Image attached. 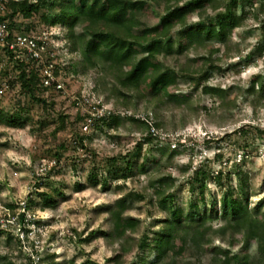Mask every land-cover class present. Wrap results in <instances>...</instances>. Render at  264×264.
Listing matches in <instances>:
<instances>
[{
	"label": "rangeland",
	"instance_id": "374dc122",
	"mask_svg": "<svg viewBox=\"0 0 264 264\" xmlns=\"http://www.w3.org/2000/svg\"><path fill=\"white\" fill-rule=\"evenodd\" d=\"M253 2L254 6L246 7L243 25L233 32L231 45L239 46L241 54L236 55L233 50L234 56L225 59L222 71H217L210 80L229 90L224 107L219 106L220 98L200 94L184 83L180 84L182 89L172 88L171 92L178 98L188 96L191 99L188 104L152 96L158 109L153 103L146 108L145 100H136L138 105L126 108L116 94L107 102L105 97L111 90L103 88L102 83L110 87L112 80H102L101 72L94 68L76 73L70 62L79 59L77 52L67 56L69 60L65 58L69 63L61 74L56 72V77L64 80L65 90L59 92L52 87L45 91L50 102L47 105L30 99L18 84L0 93L3 111L0 119V216L15 214L17 219L25 206V219H28L25 226L15 228V235L6 230L1 233L2 256L17 264L31 260L39 264L40 252H53L56 264H114L116 256L120 255L125 264H135L140 255L137 243L129 241L123 250L111 237L102 236L103 231L111 230L108 206L122 195L133 193L135 199L126 214L140 219V230H143L134 237L139 238L145 231L151 234L167 215L159 192L151 186L152 180L163 176L173 179L168 189L174 197L170 204L184 214L195 208L210 212L211 201L217 200L219 207L226 191L242 196L243 192L249 193L250 207L262 204L264 211V92H257V84L253 81L264 79V53L256 52L255 60L244 62L248 52L258 46L264 47V0ZM157 12L158 6L149 0L142 23L156 24ZM24 19L20 17L19 21ZM34 21L39 30L49 27L38 15ZM67 32L64 29L62 33ZM215 45L225 48L224 43L215 42ZM60 58L64 60L59 55L56 63ZM3 70L0 58V83ZM91 86H94L92 91L89 90ZM82 93L101 102L111 112V118L121 116L120 127L107 126L98 118L90 130H82V120L77 121L76 116L85 112L86 107L82 105L81 109L73 101V96ZM13 113L23 116L17 125H11L6 119ZM61 113L68 115L66 124L59 118ZM126 118L145 119L150 130L153 125L158 131V139L145 144L137 155L135 145L146 132ZM156 122H161V127H156ZM240 127L246 132L238 130ZM80 139L84 140V147L78 143ZM133 151L136 167L128 173L118 172L107 177L106 160ZM220 153L222 157L217 158ZM137 163H145L146 169L142 171ZM201 164L212 172V180L204 191L197 188L198 183H191ZM94 166L101 169L97 175L100 182L107 180L105 184H95L91 180ZM239 169L248 174L247 191L241 186ZM229 171L232 172L230 178L226 174ZM219 173L222 174L220 178ZM43 192L56 203L48 206ZM13 204V208L10 207ZM209 225L217 229L223 221L212 218L206 227ZM26 230H30L29 233ZM210 233L205 245L208 256H212L214 248H228L226 240L231 237L227 235L222 239L215 232ZM240 251H243L241 235L231 246L229 255ZM192 259V263L197 264L199 257ZM234 264H241V261L237 259Z\"/></svg>",
	"mask_w": 264,
	"mask_h": 264
},
{
	"label": "trees",
	"instance_id": "16d2710c",
	"mask_svg": "<svg viewBox=\"0 0 264 264\" xmlns=\"http://www.w3.org/2000/svg\"><path fill=\"white\" fill-rule=\"evenodd\" d=\"M148 1L11 0L7 16L11 20V28L24 32L39 30L35 25V15L48 22L50 36L56 40L50 37V55L47 57L55 61V58L61 55L64 59L62 61L60 58L57 63L55 61L56 72L62 71L66 63H69L66 61L69 60L71 53H79V59L70 62V67L76 73L79 71L86 73L94 68L101 72L102 80H112L113 84L110 87L107 83H102L103 88L113 91L106 95L107 102L116 94L122 106L126 108L138 105L139 101L136 100H145L146 108L151 103L156 107L152 96L188 104L191 100L188 96L178 98L171 92L172 88L182 89L180 84L184 83L188 89L220 98L219 106L224 107L225 96L229 90L221 85L212 84L210 80L217 71H222L225 59L234 56L233 50L236 51V55L241 54L239 46L237 48L231 45L233 32L243 25L246 7L254 6L253 0H152L159 9L158 19L154 25L143 24L141 20L145 16L144 10ZM20 17L25 18V21H19ZM64 29L68 30L65 35L62 33ZM215 42L224 43L225 48L215 45ZM256 52L264 53V47L258 46L248 52L244 62L255 60ZM0 58L5 61L0 89H10L18 84L30 99L48 104V94L46 95V89L42 84V65L32 60L16 58L10 51L0 54ZM253 81L257 84V92L263 93L264 79ZM93 87L91 86L89 90H93ZM156 108L158 109V106ZM22 110L20 109V112ZM2 112L0 109V119ZM76 117L77 121L85 119L83 113H78ZM21 118L23 116L20 113H13L6 119L11 125H17L18 119ZM59 118L66 124L68 115L61 113ZM26 119L29 118L26 116ZM126 119L146 132L135 145V155L142 152L145 144L158 139L145 119ZM99 120L118 129L122 118L117 115L111 118L107 115ZM161 125V122L155 123L158 128ZM238 130L246 132L242 127ZM83 141L80 139L78 143L84 147ZM134 151L125 156L108 158L105 165L107 177L118 172L132 171L136 167L135 156L132 155ZM220 157L222 154H217V158ZM145 165L137 163L142 171L146 169ZM204 167L202 164L198 166L195 170L196 176L191 179L193 185L199 184L197 188L201 191H204L207 183L212 180V172ZM99 171L101 169L94 166L90 174L91 180H94L95 184H105L106 179L100 182L97 175ZM226 174L229 178L232 177L231 171ZM221 175L219 173L218 178ZM237 175L241 179L243 190L247 191V172L239 169ZM171 181H173L171 176L151 181V186L155 187L161 196L162 207L167 209L165 218L156 224L160 225L159 228L151 234L145 231L139 238L134 237V234L143 230H140V219L126 214L132 200L135 199L133 193H126L108 206L111 230L103 231L102 236L111 237L114 243L121 244L123 250L129 241L137 243L140 255L135 264H193L192 258L196 256L199 257L197 264H234L237 259L241 264H264L262 204L252 208L248 202L249 193L243 192L242 196L231 195L226 191L221 197L219 207L217 200L211 201L210 212H200L195 208L184 214L170 204L174 199L172 192L168 190L171 188ZM42 196L48 206L56 203L53 198H49L48 193L43 192ZM13 206L14 204L10 205L12 208ZM6 208L4 206V209ZM212 218H220L223 225L217 229L210 225L206 227L207 221ZM25 220V213L20 212L15 224H9L8 228L0 226V235L5 230L15 235V228L25 226ZM210 231L222 239H226L227 235L231 237L226 240L228 248H214L212 256L211 254L208 256L205 247L212 235ZM240 235L243 251L230 256L229 250ZM16 236L19 239L17 234ZM185 254L189 256L185 257ZM120 258V255L116 256L114 264H125ZM0 264L17 263L0 254ZM25 264L33 263L31 260ZM39 264H56L54 253L40 252Z\"/></svg>",
	"mask_w": 264,
	"mask_h": 264
},
{
	"label": "built area",
	"instance_id": "2783aa9c",
	"mask_svg": "<svg viewBox=\"0 0 264 264\" xmlns=\"http://www.w3.org/2000/svg\"><path fill=\"white\" fill-rule=\"evenodd\" d=\"M10 2L11 0H0V54L10 51L14 53L16 58L25 61L32 60L38 65H42V84L46 92L52 87L59 92L64 91V80L56 77L55 61L47 57L50 55V32L45 28L38 31L32 29L29 32L11 28V20L7 16ZM4 64L5 61L3 60L2 66ZM4 91L5 89H0V93ZM73 101L81 109H83L82 105L86 107L85 112H82L85 115V119L80 124L82 130H90L96 119L110 114V111L104 108L98 100L94 101L90 94L82 93L81 96H73ZM151 131L155 135L158 133L153 125H151ZM22 212L26 213L25 206H22ZM8 215L9 213H4L3 216H0V226L2 228H8L9 224H15V214L12 217H8ZM26 220H28L27 217Z\"/></svg>",
	"mask_w": 264,
	"mask_h": 264
}]
</instances>
